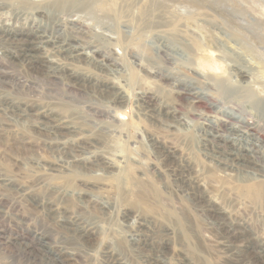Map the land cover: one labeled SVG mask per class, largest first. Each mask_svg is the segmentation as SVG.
I'll return each instance as SVG.
<instances>
[{"label": "rangeland", "instance_id": "374dc122", "mask_svg": "<svg viewBox=\"0 0 264 264\" xmlns=\"http://www.w3.org/2000/svg\"><path fill=\"white\" fill-rule=\"evenodd\" d=\"M105 1L116 20L98 26L89 19L92 29L80 32L120 67L105 74L91 66L98 86L75 90L64 80L35 78L6 53L10 42L0 39V95L50 109L74 127L71 138H30V130L15 126L17 119L0 115V123L11 119L12 125L0 127V264H151L147 255H158L157 264H235L246 244L239 235L232 245L223 239L222 222L244 228L264 249V193L254 201L246 192L264 188V172L228 157L250 150V128L241 124L253 122L264 159V110L253 102L264 100V25L255 23L264 17V0ZM5 2L0 26L15 32L38 26L63 40L72 34L55 26L56 16L43 19L33 8ZM10 51L17 53L14 46ZM32 54L48 62L58 58L48 47ZM72 65L88 75L84 65ZM104 82L126 96L124 106L103 92ZM216 116L228 126L218 125ZM161 148L176 159L168 162ZM68 154L82 162L79 168L68 163L50 173V165L65 163ZM102 157L114 168L109 174L99 165ZM134 233H143L151 252Z\"/></svg>", "mask_w": 264, "mask_h": 264}, {"label": "bare ground", "instance_id": "6f19581e", "mask_svg": "<svg viewBox=\"0 0 264 264\" xmlns=\"http://www.w3.org/2000/svg\"><path fill=\"white\" fill-rule=\"evenodd\" d=\"M5 1H7V0H0V9H2L1 7H3V6L6 8V5H8ZM112 1L115 2V0H112ZM118 1H120V0H118ZM216 1L217 0H215L214 2H216ZM119 4L117 6L121 7V5H119ZM13 8L14 9L33 8L34 10H36L37 16H39L43 19H47V20H51L53 18V16H56L55 26H58V24H59V26H63L68 31L72 32V34H70L65 40H63V39H57V37L48 36L46 28H38V26L37 27L36 26L31 27L30 28L31 30H28V31L22 30L20 32H15V30H13L12 28H7V25L0 26V39H2V41L5 43L10 42L9 45H11L12 47L14 46V48L17 50V53H13L12 51H10L12 49V47H10L11 49L9 51H6V53H10V54L14 55L17 58V60H19L22 67L27 68V69H25V71H28L29 73H31L33 75V77L42 78L41 80L47 82L48 84H50V82H55V83L60 82L61 83L64 80V81H66V85L69 89L79 90L80 86L94 84V82L96 83V80H94L89 75L88 70L91 66H92V68H94V70H96L100 73L105 72V74H107L106 72L112 71V68L113 69H119L120 68V67L118 68V65L115 62L110 61L109 58L106 57L105 54H101L98 50H96L95 48H92L91 42L84 41L85 39L80 38V35H81L80 32L83 33L86 29H88L89 24L87 23V21L89 19H91L89 21H92V22L94 20L97 21V24H95V25H98V26H104V22L109 17H112V19L114 17L116 20V13H114L113 11H111V13H110L108 11L105 0H14ZM121 9H122V7H121ZM255 23H258V24L261 23L262 25H264V17L261 18L259 21L256 20ZM89 29H92V28H89ZM92 31H95V30H92ZM251 31H253V29ZM58 32H61V31L59 30ZM102 34H105V33H102ZM22 37H25V38H22ZM14 39H16V40H14ZM12 42H16L17 44H13ZM45 47H48L50 50L56 52V55L58 58H55L54 61L48 62V61L44 60V58L37 59L36 57H34L36 54H32L33 52H35V53L38 52V54H39V52H41L42 49L44 50ZM40 48H42V49L40 50ZM61 60H63V64H59V62ZM72 64L77 65V68H79V65H84L85 69H83V71L88 72V75H78L79 73L78 74L75 73L73 71V68L76 66H74ZM263 71H264V68H263ZM193 72H195V71H193ZM195 73H197V72H195ZM239 74L241 75L242 79L246 78V76H247L246 75L247 72L245 74L244 72L239 71ZM197 75H199V74L197 73ZM108 83H110V82H108ZM174 83H179V82L174 81ZM191 83H192V81H191ZM182 84L186 85V87L191 86L189 83H182ZM225 84H227V83H225ZM94 85L98 86L97 83ZM99 86L104 89L103 92H106V93L111 92L112 97H114L113 100H115V101L118 100L117 103L120 107L125 105V103L127 101L126 96H124V94L122 92H120L118 89L114 88V86H110L109 84L107 85V83H105V82L101 83ZM229 87L232 88L231 85ZM232 90H234V89H232ZM186 91L188 92L187 94L193 95V92L190 88L187 89ZM261 99L260 100L256 99V101H253L254 107L258 108L259 111H261L260 109L264 110L263 109L264 108V100L261 101ZM202 102H204V101H202ZM193 103H195V101ZM21 105H22L21 103L14 102V100L5 98V97H3V95L2 96L0 95V115H4V117L6 116V118H8V119L11 116L13 118L17 119V121L19 123H17L18 125H15V126L16 127L22 126V128H20L18 130L23 129V130H26L27 132H28V130H30V135H29L30 138L42 137L44 139V138L54 137V138L63 139V138H68V137L71 138L72 137L71 134L74 131V127L72 125H68L64 122L61 123V121H60L61 118L58 119L56 117V115L53 114L52 110L45 109V108H39V107L29 108L28 106H21ZM210 106H212V105H210ZM210 110H212V109H210ZM167 111H168V109H166L165 112L163 111V114H168ZM211 112H213V111H211ZM27 114L31 115L32 118L35 116L36 119H38V123L37 122L36 123L28 122L29 116ZM214 114H216L215 111H214ZM174 117H175V114L173 116H171V118H174ZM219 117H220V115H219ZM215 118L217 119V116ZM223 118H225V117H223ZM113 119H115V118L113 117ZM235 119H237V118L235 117ZM10 121H11V119H10ZM10 121L8 122V120H7L5 122L0 123V127H3L2 131H7V128L12 126V125H10ZM213 122H215V121H213ZM205 123H206V121H205ZM217 123H218V125L220 124L223 128L228 126V125H226L225 121H222L220 119H217ZM234 123H236V122H234ZM242 125H244L243 129L246 127L250 128V132H248V134L250 133V138H249L250 139V150L245 151L244 152L245 154L242 155L241 158H238L234 155H230V156L228 155V157L235 164L250 167L249 169L251 171L253 170V171H258L260 173H263L264 172L263 171L264 159L259 154V151H258V150H260V147L258 144L259 138H258L257 132L254 131V130H257L256 124H254L253 122H247V123L242 122L241 126ZM235 126H236V124H235ZM222 127H220V128H222ZM229 128H230V126H229ZM0 129H2V128H0ZM214 129H215V127H214ZM240 129H242V128H240ZM238 131H236V133H238ZM209 132H211V131H209ZM245 134H246V132H245ZM214 144H217V143L215 142ZM58 145L61 146L62 144L59 142ZM61 149H63V148H61ZM246 152L250 155L249 156L250 157V164L248 162V159H247L248 154ZM160 153H163V155L168 159V162H171L172 159L173 160L176 159V155L174 154V151H172L170 148L162 149V152H160ZM238 154H241V153H238ZM98 160L100 162L99 165L102 166V168L106 171V173L109 174L113 171L114 168L111 167L109 159L102 157V158H98ZM68 163L73 164V166H70V168H72V169L79 168L77 165L79 163L82 164V162L79 159L75 158V156L69 155V157H67V160L65 161V163L59 162V164L58 163L57 164H51L50 165L51 168H49V169H50V171H53V172H50V173H54V172L59 173L60 170H63L65 167L69 166ZM260 163H261V165H260ZM222 166L225 167V169H226V166L224 164ZM232 166L229 167V169H232L233 168ZM232 171H233V169H232ZM246 192L248 193L249 196L251 194V197L254 201H257L261 198L262 193H264V188L261 185H254L252 187L249 186V188H247ZM218 211L220 212V210H218ZM104 212H105V214H107L108 209L105 208ZM61 219H63V218H61ZM220 226H221V230L223 233L222 238L225 239L231 245H232V242L235 241V239L237 238L238 235L243 237L242 241H245L246 246H245V250H244V258L242 260H238L236 258L238 262H236L235 264H246V263L242 262L245 259H250L249 264H264V249L257 247L259 245L253 242L254 239L252 238V236H250L246 233V230L244 228H240V227L236 228L235 227L236 225H234L232 223H226V222L220 223ZM142 234L143 233H134V241L142 242L144 247H145L144 249H146V252H151L150 243H149V241L145 240V236ZM244 234L246 235V237L244 236ZM35 239L38 240V242H41L43 245H47V243L49 244V242H50V241L49 242L45 241V239H42L39 236ZM26 242H28V241H26ZM134 244H136V243H134ZM160 244H161V247L163 249H166V245H167L166 243L160 242ZM27 245L28 244L25 243L26 247H27ZM138 245H140V244H138ZM21 249H23V248H21ZM29 254H30V252H29ZM148 256L149 255H147L146 258L148 261H151V264H157L158 263V261H157L158 255L153 256V258L148 257ZM36 258H37V256H36ZM40 262H41V260H40ZM50 262L53 263L54 260H52ZM46 264H48V263H46ZM115 264H124V263L121 261L115 260Z\"/></svg>", "mask_w": 264, "mask_h": 264}]
</instances>
